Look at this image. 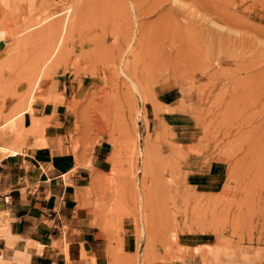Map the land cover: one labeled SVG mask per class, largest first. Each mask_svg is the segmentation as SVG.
Listing matches in <instances>:
<instances>
[{
    "label": "rangeland",
    "instance_id": "obj_1",
    "mask_svg": "<svg viewBox=\"0 0 264 264\" xmlns=\"http://www.w3.org/2000/svg\"><path fill=\"white\" fill-rule=\"evenodd\" d=\"M0 39V146L64 84L76 165L112 145L87 190L108 264H264V0H0Z\"/></svg>",
    "mask_w": 264,
    "mask_h": 264
},
{
    "label": "crops",
    "instance_id": "obj_2",
    "mask_svg": "<svg viewBox=\"0 0 264 264\" xmlns=\"http://www.w3.org/2000/svg\"><path fill=\"white\" fill-rule=\"evenodd\" d=\"M66 88L58 87L63 103L35 101L32 112L25 110L19 121L20 135L8 133L2 139L7 145L0 146V257L11 264H93L91 256L94 264L109 263L112 233L95 224L99 219L87 204V190L92 174L110 169L112 145L95 143L84 154L89 166L76 165L67 133ZM33 117L42 124L39 133L31 131ZM223 175V165L211 162L207 179L198 184L212 186ZM128 226L121 246L132 254L139 243Z\"/></svg>",
    "mask_w": 264,
    "mask_h": 264
},
{
    "label": "bare ground",
    "instance_id": "obj_3",
    "mask_svg": "<svg viewBox=\"0 0 264 264\" xmlns=\"http://www.w3.org/2000/svg\"><path fill=\"white\" fill-rule=\"evenodd\" d=\"M186 12V11H185ZM187 12H188V10H187ZM190 14V13H189ZM187 16H189L188 14H187ZM191 16V15H190ZM171 17V16H170ZM180 17V16H179ZM184 18H186V17H184ZM212 21V20H211ZM213 24H214V22H212ZM171 24V23H170ZM208 33V32H207ZM213 33V32H212ZM210 35V34H209ZM217 36V35H216ZM219 36V35H218ZM212 37H213V34H212ZM226 38V37H225ZM211 39V38H210ZM218 39H219V37H218ZM213 40V39H212ZM223 41V40H222ZM4 151V150H3ZM5 152V151H4ZM7 152V151H6ZM146 153V152H145ZM1 155H3V154H1ZM1 158V157H0ZM144 168H145V166H144ZM143 168V169H144ZM146 169V168H145ZM145 169H144V172H145ZM80 250V249H79ZM84 252V251H83ZM69 252L67 251V249H66V255L69 257V254H68ZM0 264H11L10 263V260H8V259H3V258H1L0 257ZM14 264V263H13Z\"/></svg>",
    "mask_w": 264,
    "mask_h": 264
}]
</instances>
